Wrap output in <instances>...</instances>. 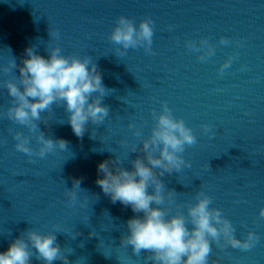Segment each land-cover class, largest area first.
<instances>
[{
	"label": "clouds",
	"instance_id": "1",
	"mask_svg": "<svg viewBox=\"0 0 264 264\" xmlns=\"http://www.w3.org/2000/svg\"><path fill=\"white\" fill-rule=\"evenodd\" d=\"M153 35L151 17L141 19L137 25L131 18L120 15L108 39L117 46L116 52L120 56L126 55L129 49L138 48L154 55ZM50 36L58 40L59 32L50 30ZM231 43L226 37L220 38L221 45ZM185 46L198 53L202 62L215 54V47L206 38L199 42L186 41ZM46 51L47 58L38 54L34 47H27L20 64L12 58L3 68L5 74L14 69L19 71V75L3 82L12 98L5 116L34 135L37 147L32 146L33 135L9 130L15 141V150L26 154L30 161L33 157L45 158L57 148L67 149L66 140L46 137L38 127V122L47 125L42 113L49 111L54 104L65 108L67 122L78 138L84 136L89 122L99 125L109 116V107L102 104L109 89L104 86L97 65L87 56L63 55L58 44ZM231 61L232 57H229L221 65V74ZM151 115L154 123L150 135L142 139L139 148L133 149L143 155L131 161V170L124 168L117 157L101 161L97 166L96 183L103 193L113 203L120 202L137 214L127 220V234L121 236V245L131 246L132 253L137 256L141 252L148 253L147 259L153 264H219L210 259L213 242L222 249L231 246L248 251L255 247L260 237L248 230L244 239L237 238L232 222L221 209L211 207L212 197L203 190L196 194L194 203L184 206L186 214L179 205L172 215L161 207L165 203L166 187L160 177L191 167L182 154L186 146L197 143V137L183 118L173 114L166 102H161L160 110L153 109ZM129 128L134 129L137 137L142 135L135 125L129 124ZM202 132L209 134L211 126L203 125ZM80 183V179H74L73 188H80ZM175 193L167 190L169 205L173 204ZM68 196L69 203H74L76 192L70 189ZM259 218L264 219V207L259 209ZM57 232L45 234L27 230L11 241L6 250L0 251V264H32V250H35V258L43 264H53L56 260L68 264L67 256L57 243Z\"/></svg>",
	"mask_w": 264,
	"mask_h": 264
}]
</instances>
